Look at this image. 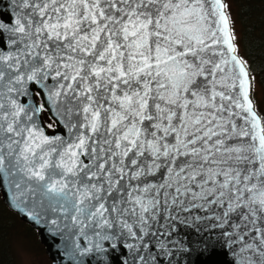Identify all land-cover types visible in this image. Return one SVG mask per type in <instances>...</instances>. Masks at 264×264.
Wrapping results in <instances>:
<instances>
[{"label": "snow or ice", "instance_id": "snow-or-ice-1", "mask_svg": "<svg viewBox=\"0 0 264 264\" xmlns=\"http://www.w3.org/2000/svg\"><path fill=\"white\" fill-rule=\"evenodd\" d=\"M8 7L0 187L52 259L264 264V109L229 0Z\"/></svg>", "mask_w": 264, "mask_h": 264}, {"label": "trees", "instance_id": "trees-1", "mask_svg": "<svg viewBox=\"0 0 264 264\" xmlns=\"http://www.w3.org/2000/svg\"><path fill=\"white\" fill-rule=\"evenodd\" d=\"M236 10V23L240 37V54L251 63L256 76L255 99L264 109V0H229ZM50 119V118H49ZM53 129V128H52ZM49 129V130H52ZM0 224L3 240L0 243V264H18L12 250V237L17 226L24 225L18 216L8 209L0 194ZM32 232L36 230L27 225ZM13 229V234H12Z\"/></svg>", "mask_w": 264, "mask_h": 264}, {"label": "rangeland", "instance_id": "rangeland-1", "mask_svg": "<svg viewBox=\"0 0 264 264\" xmlns=\"http://www.w3.org/2000/svg\"><path fill=\"white\" fill-rule=\"evenodd\" d=\"M232 15L236 17V10L231 8ZM238 32V24L236 23ZM239 34V33H238ZM262 93L264 90L262 89ZM21 221V220H20ZM24 225L17 226L15 235L12 237V250L15 254L18 264H51L50 259L45 254L44 247L37 239V233H34L27 227V223L21 221ZM30 226V225H28ZM31 227V226H30ZM32 228V227H31ZM13 234V229H12Z\"/></svg>", "mask_w": 264, "mask_h": 264}, {"label": "water", "instance_id": "water-1", "mask_svg": "<svg viewBox=\"0 0 264 264\" xmlns=\"http://www.w3.org/2000/svg\"><path fill=\"white\" fill-rule=\"evenodd\" d=\"M8 5H9V0H0V18L7 19V16L4 14L9 11ZM0 43H2V37H0ZM47 131L50 134H58L59 133L58 128H53L52 130L48 129ZM0 194H1L2 201L6 205V207H8L10 210H12L13 212L16 213V211L14 209H11L9 207L7 197L10 196V192H8L6 186L0 187ZM18 217L21 221L27 223L33 229L36 230L38 241L44 247L45 254L50 259L51 264H61V261L59 260L58 257L55 260L52 259L55 256L56 247H55L53 241L51 240L50 236H48V234L46 232H41L39 229L34 227L30 222H28L26 219L22 218L21 216L18 215ZM229 259H230V257L225 256L223 254V250L218 249L217 252L213 255H210V256L206 255V256L200 257V259L198 261H195V264H228ZM114 264H119V261L114 260Z\"/></svg>", "mask_w": 264, "mask_h": 264}]
</instances>
